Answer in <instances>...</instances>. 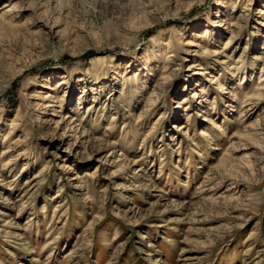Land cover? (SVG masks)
Here are the masks:
<instances>
[{"label": "rangeland", "instance_id": "rangeland-1", "mask_svg": "<svg viewBox=\"0 0 264 264\" xmlns=\"http://www.w3.org/2000/svg\"><path fill=\"white\" fill-rule=\"evenodd\" d=\"M0 264H264V0H0Z\"/></svg>", "mask_w": 264, "mask_h": 264}, {"label": "bare ground", "instance_id": "bare-ground-1", "mask_svg": "<svg viewBox=\"0 0 264 264\" xmlns=\"http://www.w3.org/2000/svg\"><path fill=\"white\" fill-rule=\"evenodd\" d=\"M46 106H49V105H46Z\"/></svg>", "mask_w": 264, "mask_h": 264}]
</instances>
